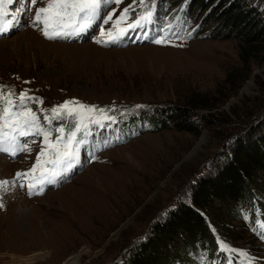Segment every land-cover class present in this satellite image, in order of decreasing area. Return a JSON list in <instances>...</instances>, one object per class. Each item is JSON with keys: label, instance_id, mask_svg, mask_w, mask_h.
Returning <instances> with one entry per match:
<instances>
[{"label": "rangeland", "instance_id": "374dc122", "mask_svg": "<svg viewBox=\"0 0 264 264\" xmlns=\"http://www.w3.org/2000/svg\"><path fill=\"white\" fill-rule=\"evenodd\" d=\"M140 1L108 3L102 16L112 13V21L98 20L95 34L74 43L47 40L32 25L34 11L48 3L37 0L27 15L17 11L21 26L0 38V91L5 95L25 92L39 98L42 104L31 102L42 113L65 101L105 109L111 121L120 122L113 124L118 130L127 118L135 122L131 139L98 155L84 143L86 163L43 195L29 196L20 181L0 188V264L123 261L157 220L189 201L203 175L218 171L238 136L264 123V54L251 59L249 68L243 65L239 39L216 17L217 2L201 7L194 0H143L160 2L172 20L186 11L183 37L153 36L137 27L111 42L107 33L132 24L136 12L128 10L120 18ZM248 2L264 18V7ZM25 3L14 4L20 9ZM158 38L166 43L156 44ZM230 73L247 77L233 86ZM196 94L216 104L211 126L202 120V130L194 134L163 129L166 122L152 125L154 109L187 103ZM42 149L43 139L15 162L0 155V181H14L18 172L31 170ZM246 222L250 225L222 246L251 264H264V244Z\"/></svg>", "mask_w": 264, "mask_h": 264}, {"label": "trees", "instance_id": "16d2710c", "mask_svg": "<svg viewBox=\"0 0 264 264\" xmlns=\"http://www.w3.org/2000/svg\"><path fill=\"white\" fill-rule=\"evenodd\" d=\"M194 1L201 7L217 2L216 17L225 31H233L239 39L246 68L251 59L264 54V18L248 0ZM256 1L264 7V0ZM181 15L185 20L186 11ZM246 77L230 73L227 80L237 86ZM215 108L210 98L196 94L187 103L164 111L154 109L149 117L152 125L166 122L163 129L197 134L202 130V120L211 126ZM200 112L208 113L199 115ZM124 121V129L132 131L134 120ZM152 125L149 123L151 128ZM224 158L216 173L209 172L196 182L189 201L170 209L152 225L147 238L131 248L123 261L114 264L237 263L240 257L222 243H232L235 235L250 225L248 219L254 234L256 223L264 222V123L238 136Z\"/></svg>", "mask_w": 264, "mask_h": 264}, {"label": "snow or ice", "instance_id": "6c2138e0", "mask_svg": "<svg viewBox=\"0 0 264 264\" xmlns=\"http://www.w3.org/2000/svg\"><path fill=\"white\" fill-rule=\"evenodd\" d=\"M17 0H0V34L6 33L10 30L13 23V19L5 20L7 11L6 4L16 3ZM113 2V0H48L45 7L36 9L34 19L32 21L33 26L43 25L41 29L42 34L48 39L64 38L69 36H79L86 32L90 27L101 21L104 24L112 21L113 14L108 13L106 18L102 16L105 5ZM121 0H114V3L119 4ZM143 2V0H141ZM37 0H26V3L22 8L17 11L22 15H27L30 10V6H34ZM128 13V9H124V15L120 20L123 21ZM151 13L146 16L140 17L139 20L129 24L127 28L121 29L116 34L109 31L107 35L111 42H118L120 38L127 34L129 29H135L142 27V22H150ZM103 34V30H102ZM101 41L97 40V43ZM156 44L166 43L165 38H158L154 41ZM12 93L4 94L0 91V97H2L7 106L3 108L2 114H0V152L10 153L15 155L18 151H24L23 146L17 147L19 137H43V143L48 149H51V158L45 161L46 164H51L50 169H45L47 175L44 172L41 173L39 183L43 185L45 182L48 184H54L63 175L66 170H70L74 165L73 162L77 159L79 153V146L86 143L83 138H78V133L83 132L84 136L90 134V126L96 124L98 126H104V120L111 121L114 118L107 116V110L97 109L95 106H85L78 101H65L63 104L57 105L51 109V115H45L44 120L47 125H51L54 119L63 120L68 118L75 121L74 130L70 131L67 136L64 135L65 129L63 127H57L55 132L59 133L55 141L50 140L53 129L51 127H45L41 125L40 118L36 113L32 112L27 107L28 101H36L43 103L39 98L30 97L27 93L22 92L16 98L20 101L19 105H16L11 98ZM140 107V106H138ZM12 109H16L13 111ZM99 113L101 118H96L92 114ZM31 151V149H27ZM49 155L45 150H41L37 163L27 173L16 174L14 181H0V188H4L9 183L15 185L21 179H27L37 170V166L41 163V157ZM33 179H36L33 177ZM20 187H24V184H20ZM29 195L40 194L44 191L43 186L34 193L33 189L36 187L34 183L28 184ZM3 205L0 204V207ZM264 234V233H262Z\"/></svg>", "mask_w": 264, "mask_h": 264}, {"label": "bare ground", "instance_id": "6f19581e", "mask_svg": "<svg viewBox=\"0 0 264 264\" xmlns=\"http://www.w3.org/2000/svg\"><path fill=\"white\" fill-rule=\"evenodd\" d=\"M106 25V24H105ZM97 31V30H96ZM76 260V259H75ZM74 262V259L72 258V261H69L68 263H66V264H71V263H73Z\"/></svg>", "mask_w": 264, "mask_h": 264}]
</instances>
